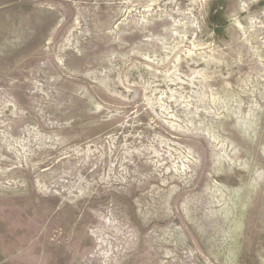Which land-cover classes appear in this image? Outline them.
Masks as SVG:
<instances>
[{"label":"rangeland","instance_id":"rangeland-1","mask_svg":"<svg viewBox=\"0 0 264 264\" xmlns=\"http://www.w3.org/2000/svg\"><path fill=\"white\" fill-rule=\"evenodd\" d=\"M0 264H264V0H0Z\"/></svg>","mask_w":264,"mask_h":264}]
</instances>
